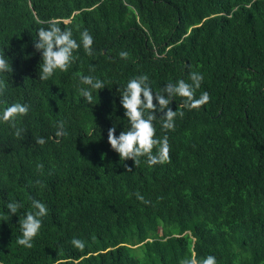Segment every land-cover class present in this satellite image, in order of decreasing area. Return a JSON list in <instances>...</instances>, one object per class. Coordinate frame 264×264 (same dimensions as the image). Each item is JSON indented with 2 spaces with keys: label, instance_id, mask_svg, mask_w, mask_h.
I'll return each mask as SVG.
<instances>
[{
  "label": "trees",
  "instance_id": "1",
  "mask_svg": "<svg viewBox=\"0 0 264 264\" xmlns=\"http://www.w3.org/2000/svg\"><path fill=\"white\" fill-rule=\"evenodd\" d=\"M53 19L78 43L86 29L93 55L81 46L67 72L41 81L33 41ZM0 55L12 67L0 76V111L30 106L17 121L21 138L0 121V264H180L209 255L264 264V0H0ZM192 71L204 77L196 97L206 91L209 103L189 110L174 97L171 109L184 112L175 130L162 129L163 113L153 122L157 138L168 136L170 161L120 160L107 141L109 128L119 136L129 127L120 90L147 75L155 95L191 83ZM81 75L105 84L91 104ZM59 121L66 136L55 135ZM33 199L48 214L28 249L16 240ZM12 201L24 207L10 216Z\"/></svg>",
  "mask_w": 264,
  "mask_h": 264
},
{
  "label": "clouds",
  "instance_id": "2",
  "mask_svg": "<svg viewBox=\"0 0 264 264\" xmlns=\"http://www.w3.org/2000/svg\"><path fill=\"white\" fill-rule=\"evenodd\" d=\"M43 23L47 24V28L41 27L38 30V39L33 41L34 48L41 53L42 64L39 65V79L41 81L49 80L55 70L67 72L70 66L75 63L77 57L74 55L81 46L85 53L89 56L93 55L92 45L94 43L92 35L85 29L80 33V42L73 38L71 30H62L57 22L48 20ZM121 59H128V52H120ZM94 71L95 69H91ZM12 72L11 64L4 55H0V76L4 73ZM189 79L191 83L184 80H179L176 83H168L165 87L153 94V90L149 84L147 75H139L130 79L123 90H120V103L125 110V117L129 122L127 130L120 132L116 136V127L108 129L107 141L111 149L115 151L120 160H132L137 166L141 162V158H146V163L149 167L155 165H163L170 161V144L168 136L163 138L156 137V128L154 121L157 119L156 113H163L160 116L162 121L161 127L165 131L175 130V120L177 116L183 117V111H173L170 107L174 97L184 98L182 107L189 110L199 109L209 103L211 97L208 92H203L196 97V90L201 87L203 75L199 72H190ZM80 83L87 87L79 89L80 95L91 104L93 101V91L105 88L102 80L91 76L81 75ZM6 81L0 78V97L6 91ZM154 100L156 103L154 104ZM30 110L28 104L13 103L0 111V121L6 123L10 128L15 129L14 135L16 138H21V128L17 127L18 119L27 116ZM64 121H59L57 124L56 137L66 136ZM36 143L44 145V138H37ZM153 149H156L155 154ZM39 170L43 169V164L37 165ZM131 171V169H127ZM39 184L40 181H37ZM136 197L142 203L148 204L144 197L137 192ZM8 215H16L18 210L24 205L18 201H12L7 204ZM47 206L38 201L31 200V210L24 214V217L19 220L21 237H18L16 243L25 248L31 249L34 238L39 234L42 228V218L47 216ZM71 245L83 251L86 248V242L73 238ZM180 264H217L215 256L209 255L203 259L185 258L180 261Z\"/></svg>",
  "mask_w": 264,
  "mask_h": 264
}]
</instances>
